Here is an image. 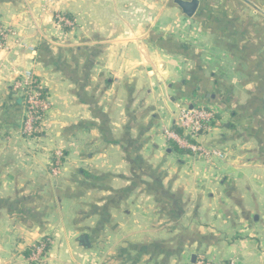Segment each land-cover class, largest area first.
<instances>
[{
  "label": "crops",
  "instance_id": "0c3cea01",
  "mask_svg": "<svg viewBox=\"0 0 264 264\" xmlns=\"http://www.w3.org/2000/svg\"><path fill=\"white\" fill-rule=\"evenodd\" d=\"M199 1L0 0V264L44 238L41 264H264V0ZM27 71L51 102L32 139ZM177 103L221 114L199 142L226 161L175 159Z\"/></svg>",
  "mask_w": 264,
  "mask_h": 264
},
{
  "label": "built area",
  "instance_id": "2783aa9c",
  "mask_svg": "<svg viewBox=\"0 0 264 264\" xmlns=\"http://www.w3.org/2000/svg\"><path fill=\"white\" fill-rule=\"evenodd\" d=\"M56 25L64 34L65 27L73 29V21L66 16L57 15ZM15 35V31L0 25V50L8 47V40ZM13 90L24 105V118L21 125V135L24 138L32 139L38 135L43 127L45 115L51 107V102L44 96L40 83L32 71H27L13 84ZM176 127L175 130H165L167 141H173L179 147L188 149L195 157L209 164H217L227 159L226 153L222 150L208 147L199 140L212 132L215 126L221 122V114L208 106L195 105L187 106L179 104L176 106ZM63 153H58L56 166L61 163ZM48 242L40 241L31 251L29 262L41 264L48 250ZM189 264H239L235 259L215 260L209 258L197 259L195 263Z\"/></svg>",
  "mask_w": 264,
  "mask_h": 264
},
{
  "label": "water",
  "instance_id": "95a60500",
  "mask_svg": "<svg viewBox=\"0 0 264 264\" xmlns=\"http://www.w3.org/2000/svg\"><path fill=\"white\" fill-rule=\"evenodd\" d=\"M174 2L188 18H193L200 6L199 0H174ZM80 242L84 247H91L90 239L87 236L82 237ZM192 263H195V256L192 258Z\"/></svg>",
  "mask_w": 264,
  "mask_h": 264
},
{
  "label": "rangeland",
  "instance_id": "374dc122",
  "mask_svg": "<svg viewBox=\"0 0 264 264\" xmlns=\"http://www.w3.org/2000/svg\"><path fill=\"white\" fill-rule=\"evenodd\" d=\"M59 15H62V16H66V17H68L66 14H59ZM69 18V17H68ZM57 19V18H56ZM144 27H146L145 25H144ZM65 30H70V28H67V27H65ZM8 42H9V40H8ZM178 105L180 104V103H177ZM175 155V159H177V161L179 160V157H177L178 156V154L177 153H175L174 154ZM181 159H184V158H181ZM42 241H45L46 243L48 242V245H47V247H48V250H49V247H50V245H51V240L49 239V238H44ZM48 250H47V252H48ZM260 253H262V252H260ZM196 255H198V257H196L197 259H202V258H204V257H206V258H209V259H215V260H218L217 258H215L214 256V258L213 257H208L207 255H205V254H203V253H198V254H196ZM196 258H195V260H196ZM238 261V263L240 262L239 260H237ZM189 263H192V260L191 261H189ZM188 263V264H189Z\"/></svg>",
  "mask_w": 264,
  "mask_h": 264
},
{
  "label": "trees",
  "instance_id": "16d2710c",
  "mask_svg": "<svg viewBox=\"0 0 264 264\" xmlns=\"http://www.w3.org/2000/svg\"><path fill=\"white\" fill-rule=\"evenodd\" d=\"M175 131L181 134V132L178 129H176ZM168 143H169V148L171 152L177 153L178 155L179 154H190L189 150L179 148L178 145H176V143H174L173 141H169Z\"/></svg>",
  "mask_w": 264,
  "mask_h": 264
}]
</instances>
